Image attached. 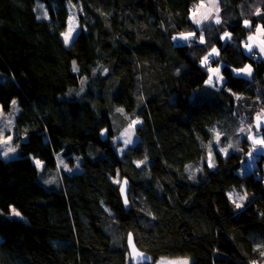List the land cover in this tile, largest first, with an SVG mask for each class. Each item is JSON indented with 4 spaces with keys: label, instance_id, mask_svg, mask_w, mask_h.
Instances as JSON below:
<instances>
[{
    "label": "trees",
    "instance_id": "obj_1",
    "mask_svg": "<svg viewBox=\"0 0 264 264\" xmlns=\"http://www.w3.org/2000/svg\"><path fill=\"white\" fill-rule=\"evenodd\" d=\"M199 1L0 0V108L14 98L20 106L19 155L0 157V264H133L128 233L154 261L264 259V167L240 173L249 147L238 135L239 105L247 104L237 99L260 100L264 110V59L243 49L264 25L255 15L264 0H219L221 23L202 28L205 44L173 41L200 32L190 19ZM67 2L80 8L69 45L61 36ZM41 3L48 19H37ZM223 31L230 40L220 39ZM211 47L224 76L217 88L204 84L200 65ZM248 63L249 79L232 72ZM82 80L84 91L67 97ZM137 118V142L119 154L111 137ZM213 130L219 147L233 145L227 155ZM59 158L79 171H64ZM124 177L129 207L119 191ZM232 189L247 193L239 209L227 198Z\"/></svg>",
    "mask_w": 264,
    "mask_h": 264
},
{
    "label": "snow or ice",
    "instance_id": "obj_2",
    "mask_svg": "<svg viewBox=\"0 0 264 264\" xmlns=\"http://www.w3.org/2000/svg\"><path fill=\"white\" fill-rule=\"evenodd\" d=\"M41 8H43V4L40 5ZM205 5L203 3H201L200 5L197 6V9L193 12V22L195 25H197V27L199 28L202 24L203 21H208L210 18L214 19L215 24H220L221 23V19L219 16V6L217 3V0H210V5L208 7V10L205 14L203 15H199L198 13L200 11L201 8H204ZM213 10L215 11V16H213ZM256 16H261L262 18H264V14H262V11L260 8L256 9L255 12ZM48 19V13L45 10L42 13V16L38 15L37 19ZM69 27L68 30L61 33L62 37H63V42L65 45H69L70 41L73 39V33L75 31V28L73 27L71 21H72V17H69ZM245 27L251 29V22L248 19H245L243 21ZM173 41H183L186 42L189 46L193 43V42H197L196 40V32H188V33H179L177 36H173L172 37ZM221 40H230L231 39V33L228 31H224L223 35L220 36ZM198 43L199 44H205V37L203 34V30H201V34L198 37ZM243 47L247 50L248 53H253L254 48L258 49L259 53H264V25H256L255 28V32L253 35H250L248 37L247 42H245L243 44ZM219 50L216 47H212L211 50L204 55L201 60H200V65L201 67L206 68V71L208 73L207 79L205 80V85L209 86V87H213L215 88L217 84L222 85L223 84V77L220 74L221 73V69L219 66L217 67H211V64L215 61V57L219 56ZM73 71L76 72L78 71V68L76 67V62L73 61ZM107 71V70H105ZM233 72L237 75L239 74H244L246 76H251L252 74V67L251 65H245L243 68H239V69H233ZM83 83V81H82ZM81 91H83V89H81ZM12 104L15 105L16 101L13 100ZM117 111L119 112H123V109H117ZM3 114V110L2 108H0V115ZM255 132H253V128L252 126H250L247 130L244 127H241L239 129L240 133H245L247 131V139L249 141L252 142L253 145H259L261 148H264V137H258V133L261 130L262 125H264V112L258 113L255 117ZM141 123V121L137 118L131 121V123H129L128 128L125 129V131L121 134V139L123 140V144L125 146V148H127L129 145H131L133 143V135H134V130H135V126L137 124ZM12 126V120L8 119L6 123L3 124L2 127H0V145L2 146H7L4 151L2 153H0V155H2L3 157H8L10 153H15L16 152V148L15 147H11L9 146L10 143L13 140V136L12 135H7V137H4V129H9ZM107 131V130H104ZM104 131H102V135H104ZM214 131V139H215V146L218 149L219 153L222 155H227L229 149H231L233 147V145L229 144L227 147H219L220 144V138H221V133L219 131ZM213 145L210 143L209 145V150H208V154H207V167L209 168H213L215 167L214 164V153H213ZM121 152L124 151V149H120ZM253 151H255V148L253 149ZM249 157L252 156V152L248 153ZM146 159V158H145ZM145 161H137V167H139L140 165L144 164ZM35 166L38 169H41L43 167V162L39 159H35L34 160ZM60 164L63 165L64 169L68 172H71L72 169L68 168L67 164H64L63 160L60 161ZM78 166V165H77ZM195 176V172L192 173V176L190 178H193ZM117 183L119 181H116ZM45 183H51V181H45ZM127 184V181H124V185ZM125 188L122 185L121 186V192L124 193ZM227 198L229 200H231L234 204L235 207L237 209L241 208L243 206L242 202L247 198V193L245 192L243 195H238L235 199L233 198V194L229 193ZM124 203L127 205L128 204V200L127 198H125ZM11 214L15 217H20L21 213L19 211H17L15 208L11 209ZM129 244L132 247V258L134 261H136V264H140L141 261L148 259L147 257L144 256L143 253L138 252L135 249V246L132 244V237L131 234H129ZM262 255H264V253H262ZM159 264H169V262L165 261V260H161L159 262ZM183 264H188L187 260L183 261Z\"/></svg>",
    "mask_w": 264,
    "mask_h": 264
},
{
    "label": "rangeland",
    "instance_id": "obj_3",
    "mask_svg": "<svg viewBox=\"0 0 264 264\" xmlns=\"http://www.w3.org/2000/svg\"><path fill=\"white\" fill-rule=\"evenodd\" d=\"M201 3H203L204 5H205V7L204 8H201L200 9V11H199V13H198V16L199 15H203V14H205L206 12H207V10H208V7H209V5H210V0H202V1H199L198 3H196L193 7H192V12H191V14H190V19H191V21H193V12L197 9V6L198 5H200ZM217 3H218V6H219V0H217ZM41 4H43V8H41V14L46 10V5L44 4V3H41ZM40 4V5H41ZM66 4V7H67V10H68V14H69V16H68V18H67V21H66V25H67V27H66V29H65V31H67L68 30V27H69V23H70V21H69V17H72V21H71V23H72V25H73V27L75 28V31H74V33H73V39H74V37L76 36V34L78 33V31H79V29H80V25H79V21H78V11L80 10V8L79 7H77L74 3H65ZM219 9H220V11H219V16H220V12H221V8L219 7ZM47 11V10H46ZM213 16H215V11L213 10ZM48 18H49V15H48ZM220 19H222V18H220ZM215 24V22H214V19L213 18H210L208 21H203L202 22V24H201V26L199 27V30H200V32L198 33V35H196V40L198 41V37H199V35L201 34V30H202V28L203 27H209V26H211L212 27V25H214ZM196 27H197V25H195ZM198 28V27H197ZM65 31H63V32H65ZM224 32V31H223ZM223 32L220 34V36H222L223 35ZM182 33H188V32H182ZM254 34V33H253ZM253 34H251V35H253ZM178 34H176L175 36H177ZM62 36V35H61ZM248 40V39H247ZM177 42H179V43H182L183 41H180V40H177ZM247 42V41H246ZM186 43V42H185ZM244 44V43H243ZM212 48V47H211ZM211 48L210 49H208V52L211 50ZM217 48V47H216ZM243 49H245L244 47H243ZM258 50V49H257ZM245 51L247 52V50L245 49ZM207 52V53H208ZM259 53V52H258ZM261 54V55H260ZM259 56L261 57L262 56V53H259ZM246 65H251L250 63H248V64H246ZM217 66H219L220 67V69L222 68V63L221 62H217L216 64H213V65H211V67H217ZM251 67H252V65H251ZM241 68H243V67H241ZM239 69V68H238ZM233 72V71H232ZM253 72V71H252ZM3 73L0 71V76H3L2 75ZM221 75H222V77H223V81H224V76H223V72H221L220 73ZM235 74V73H234ZM237 75V74H236ZM239 75H243L244 77H246V78H248L249 79V77H251L252 76V74H251V76H246V75H244V74H239ZM207 79V78H206ZM82 81H83V83H82ZM81 81V84L78 86V88H76V89H72L71 91H69L68 93H67V97H77L78 95H80V93H82L83 91H84V84H85V82H84V80H82ZM204 84H205V82H204ZM222 85H220V84H217L216 85V88L217 87H221ZM263 90H264V84L262 85V86H260ZM81 89H83V91H81ZM261 90V89H260ZM239 98L240 97H238L237 99H238V103H239V101L240 102H244V103H246L247 105L246 106H243L242 104L241 105H239L240 106V110H243L242 112H240V114H241V116H240V121H239V127H238V135L241 137H245V138H247V131L245 132V133H240V131H239V129L241 128V127H244L246 130L250 127V126H252V128H253V132H255V127H254V125H253V121H252V116L255 114V113H261L262 112V110H263V105H261L260 106V103H259V101L258 102H256L255 101V103H253V102H250V104L247 102V101H245V100H239ZM13 100H15L16 101V104L15 105H13V104H11V106H10V108H9V110H7V111H4L3 110V114L2 115H0V127H2L3 126V124L4 123H6L7 122V120L8 119H10V120H12V126H11V128H10V130L9 129H4V137L6 138L7 137V135H12L13 136V140H12V142L10 143V145L9 146H11V147H15L17 150H16V152L15 153H10L9 154V156L8 157H3L2 155H0V157H2V158H5V159H8V160H10V159H15V157H17L18 155H19V146H18V141H16L17 140V135H16V133H15V118H16V116L18 115V113H19V111H20V106H19V104L17 103V100L14 98ZM12 100V101H13ZM262 100V99H261ZM12 103V102H11ZM257 103V104H256ZM250 112V113H249ZM132 120H134V119H132ZM131 120V121H132ZM131 121L129 122V123H131ZM129 123L126 125V126H124V127H122L121 128V130H119V132L118 133H116L114 136H112L111 137V142L113 143V145L116 147V149H117V152H119V154H122V152L120 151V149H124L125 148V146H124V144H123V140L121 139V134L125 131V129H127L128 128V125H129ZM138 125V124H137ZM136 125V126H137ZM135 126V127H136ZM258 137H264V135H263V132L262 131H260L258 134ZM25 139H26V136L24 135L22 138H21V141H25ZM132 139H133V143L131 144V145H133L134 143H136L137 142V135H136V132H135V130H134V135H133V137H132ZM254 145L252 144V142L251 141H249L248 140V147H249V150L248 151H246V153H245V155H244V161L242 162V166H241V170H240V173L242 174V173H245V172H249V171H252L253 169H260V170H262V168L261 167H264V163H262V164H258V160H259V157L258 156H256V155H254L253 154V152L251 151V149H252V147H253ZM7 146H2V145H0V153H2L3 151H4V149L6 148ZM249 152H252V156L251 157H249V155H248V153ZM62 159H60L59 158V160H58V166H60L61 168H63L64 169V167H63V165L62 164H60V161H61ZM64 162V161H63ZM64 164H66L65 162H64ZM68 166V165H67ZM43 168V167H42ZM42 168L40 169V170H42ZM68 168H70V169H78V168H76V167H74V166H68ZM64 171H66L65 169H64ZM78 171H79V169H78ZM263 171V170H262ZM261 174V178H264V171H263V173H260ZM40 181H42V179H40ZM229 193H232L233 194V198L235 199L238 195H243L244 194V192L243 193H241V192H238V191H236V190H228V194ZM244 202L245 201H243L242 202V204H244ZM12 209V208H11ZM18 211V210H17ZM10 216H12V217H15V216H13L11 213H10ZM20 217H22V215L20 216ZM165 260V261H167V262H169V264H183V261L184 260H187L188 261V264H190L191 263V258L190 257H187V256H181V257H160V258H158L157 260H155V261H152V262H149L148 264H159V262L161 261V260ZM140 264H146V263H140ZM260 264H264V259L263 260H261L260 261Z\"/></svg>",
    "mask_w": 264,
    "mask_h": 264
},
{
    "label": "water",
    "instance_id": "obj_4",
    "mask_svg": "<svg viewBox=\"0 0 264 264\" xmlns=\"http://www.w3.org/2000/svg\"><path fill=\"white\" fill-rule=\"evenodd\" d=\"M262 112H264V110H263ZM255 117H256V116H255ZM255 117H254V124H253V125H255V123H256V121H255ZM262 129L264 130V125H262V127H261V131H262ZM104 132H105V131H104ZM103 138H105V133H104V135H103ZM254 148H255V151H253ZM251 151L253 152L254 155H256V156H258V157H261V158H264V148H261L259 145H254V147L252 148ZM124 181H127V184H126V185H124ZM119 185H120V189H119V191H120V196L122 197L123 205L126 206V207H129V206H128V205H129V201H128V204H127V205L124 203L125 198H127V200H128L127 191H128L129 184H128V180H127V178L124 177V178L121 180V182H120ZM122 185H123L124 188H125L124 193L121 192V186H122ZM129 234H131V233H128V235H127V237H126V239H127L126 246H127L128 251H129V260H131V262H132L133 264H136V261H134L133 258H132V247H131V245L129 244ZM131 237H132V244L135 246V249H136L138 252L143 253L144 256L148 258V259H146V260L141 261L140 263H146V264H148L149 262L154 261V259L152 258L151 255H148V254H146L144 251H142L141 249L137 248V246H136V244H135V241H134V238H133L132 234H131Z\"/></svg>",
    "mask_w": 264,
    "mask_h": 264
},
{
    "label": "built area",
    "instance_id": "obj_5",
    "mask_svg": "<svg viewBox=\"0 0 264 264\" xmlns=\"http://www.w3.org/2000/svg\"><path fill=\"white\" fill-rule=\"evenodd\" d=\"M252 56L255 60L259 59V53L257 51H254Z\"/></svg>",
    "mask_w": 264,
    "mask_h": 264
},
{
    "label": "crops",
    "instance_id": "obj_6",
    "mask_svg": "<svg viewBox=\"0 0 264 264\" xmlns=\"http://www.w3.org/2000/svg\"><path fill=\"white\" fill-rule=\"evenodd\" d=\"M253 51H257V52H259L256 48H254V50ZM261 55V54H260ZM261 58L262 59H264V53H262V56H261Z\"/></svg>",
    "mask_w": 264,
    "mask_h": 264
},
{
    "label": "bare ground",
    "instance_id": "obj_7",
    "mask_svg": "<svg viewBox=\"0 0 264 264\" xmlns=\"http://www.w3.org/2000/svg\"><path fill=\"white\" fill-rule=\"evenodd\" d=\"M211 65H213V63L211 64ZM233 71V70H232ZM234 73V72H233ZM263 130V129H262ZM261 131V130H260Z\"/></svg>",
    "mask_w": 264,
    "mask_h": 264
}]
</instances>
